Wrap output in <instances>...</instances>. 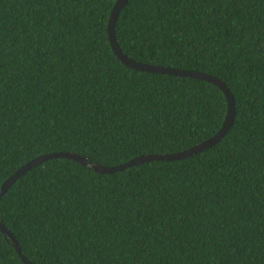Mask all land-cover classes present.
<instances>
[{
  "label": "trees",
  "instance_id": "16d2710c",
  "mask_svg": "<svg viewBox=\"0 0 264 264\" xmlns=\"http://www.w3.org/2000/svg\"><path fill=\"white\" fill-rule=\"evenodd\" d=\"M117 0H0V188L53 151L124 163L215 135L213 82L125 65ZM136 60L221 78L216 145L102 173L65 157L23 174L0 218L37 264H264V0H129ZM0 264H26L0 230Z\"/></svg>",
  "mask_w": 264,
  "mask_h": 264
},
{
  "label": "water",
  "instance_id": "95a60500",
  "mask_svg": "<svg viewBox=\"0 0 264 264\" xmlns=\"http://www.w3.org/2000/svg\"><path fill=\"white\" fill-rule=\"evenodd\" d=\"M129 0H117L112 8L111 15L109 18V38L111 42V46L115 52V54L119 57V59L127 66L141 70V71H148V72H159V73H166L172 75H179V76H190L193 78H199L202 80H206L209 82H213L214 84L218 85L225 93L227 101H228V111L226 115V119L221 127V129L212 137L203 140L202 142L186 148L184 150H179L176 152H168V153H150V154H141L131 158L130 160L116 165H107L102 164L100 162H91L88 156L81 155L77 152L72 151H53L41 154L36 156L23 164L19 167L11 176H9L1 185L0 188V199L8 191V189L27 171L32 169L33 167L43 163L44 161L56 157H65L70 158L75 161L80 162L83 165L91 166L95 170L102 172V173H110L115 172L118 170L125 169L126 167L144 163L152 160H176L180 158H185L187 156L193 155L200 151H203L207 148H210L220 142L226 133L229 131L231 126L234 123L236 117V100L234 94L231 92L230 88L227 84L219 77L214 76L211 73L204 72L201 70L196 69H186V68H178L175 66H165L162 64H155L149 62H143L134 59L133 57L129 56L127 53L123 51L121 45L119 43L117 33H116V23L120 16L122 9L126 6ZM0 230L6 235L9 236L12 240L13 245L15 246L16 250L18 251L19 255L21 256L22 260L26 264H37L36 262L29 259L22 251L18 238L15 234L4 224L2 219L0 218Z\"/></svg>",
  "mask_w": 264,
  "mask_h": 264
}]
</instances>
